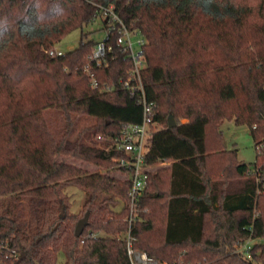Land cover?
I'll return each mask as SVG.
<instances>
[{
  "label": "trees",
  "instance_id": "obj_1",
  "mask_svg": "<svg viewBox=\"0 0 264 264\" xmlns=\"http://www.w3.org/2000/svg\"><path fill=\"white\" fill-rule=\"evenodd\" d=\"M109 6L147 41L142 78L158 131L146 161H172L150 171L148 212L131 226L130 182L111 174L123 154L96 139L142 120L123 85L131 63L116 46L108 66L92 69L94 87L89 33L63 56L48 53ZM48 110L60 114L57 127ZM226 120L264 142V0H0V241L18 252L11 264H58L61 255V264H131L129 229L135 248L169 264H264V152L240 162ZM70 186L90 211L80 236ZM251 240L248 257L240 247Z\"/></svg>",
  "mask_w": 264,
  "mask_h": 264
},
{
  "label": "built area",
  "instance_id": "obj_2",
  "mask_svg": "<svg viewBox=\"0 0 264 264\" xmlns=\"http://www.w3.org/2000/svg\"><path fill=\"white\" fill-rule=\"evenodd\" d=\"M99 14L105 19V35L94 45L85 71L92 76L93 85L97 87L92 69L108 66L117 46L123 53L124 59L130 61L132 66L128 78L123 81V85L143 108L141 122L125 126L119 135L103 136L100 134L96 137L98 142L104 143L103 148L107 152L115 151L123 154L116 158L119 168L116 177L130 182L128 221L131 226L140 212H148V208L141 207V201L148 186L150 171L153 169L147 163L146 156L156 146L158 127L154 117L157 111V103L148 99L142 78L146 39L139 31L130 29L113 6L102 7ZM135 37L138 39L134 40ZM48 53L51 56H63L66 52L55 46L48 49ZM256 148L259 153L264 152V142H259ZM261 190L264 192V183ZM125 236L128 240L127 250L131 264H169L149 255L144 250L135 248L130 229L125 233ZM249 242L243 245L248 257L251 256ZM18 259L19 255L16 249L8 241H0V264H11Z\"/></svg>",
  "mask_w": 264,
  "mask_h": 264
},
{
  "label": "rangeland",
  "instance_id": "obj_3",
  "mask_svg": "<svg viewBox=\"0 0 264 264\" xmlns=\"http://www.w3.org/2000/svg\"><path fill=\"white\" fill-rule=\"evenodd\" d=\"M83 33H89V38H93L95 41L102 39L105 35V19L101 14L95 18L94 21L85 25L82 29H76L68 34L60 43L56 46L63 52L70 51L79 45L81 40V36ZM138 39L135 37L134 40ZM48 120L53 127H57L62 122V118L60 114H58L55 110H48L46 112ZM92 118H84L83 124L89 125L92 124ZM222 131L225 138V143L228 148L236 149L237 156L240 162L254 165L257 161V148L255 145L254 138L251 133V129L246 125H237L233 120H226L222 124ZM100 143V142H99ZM77 165H81L85 169L89 171H103V167L97 166L89 163H82L79 161H75ZM154 169V168H153ZM118 170H112V175H117ZM66 190L71 195V201L73 202L72 210L76 212L79 216V219L83 218L85 213L84 201L86 198V194L79 187L70 186L67 187ZM78 219V220H79ZM105 235L104 233H102ZM254 241H250L249 244L252 245ZM241 250L243 246L240 247ZM239 251V246H238ZM63 260V255L60 256L58 264H61Z\"/></svg>",
  "mask_w": 264,
  "mask_h": 264
},
{
  "label": "water",
  "instance_id": "obj_4",
  "mask_svg": "<svg viewBox=\"0 0 264 264\" xmlns=\"http://www.w3.org/2000/svg\"><path fill=\"white\" fill-rule=\"evenodd\" d=\"M177 122L173 114H170L168 117V126L169 127H176ZM90 217V211H87L83 218L79 219L76 226H75V234L80 236L85 228L88 226Z\"/></svg>",
  "mask_w": 264,
  "mask_h": 264
},
{
  "label": "crops",
  "instance_id": "obj_5",
  "mask_svg": "<svg viewBox=\"0 0 264 264\" xmlns=\"http://www.w3.org/2000/svg\"><path fill=\"white\" fill-rule=\"evenodd\" d=\"M182 126H180L179 131L186 135V136H191L192 134V128L191 125L189 124V120L188 119H182ZM183 128H186V131H183ZM231 149V148H229ZM172 161H164L159 163L157 166L153 167L154 169H159V168H165V167H169L171 166Z\"/></svg>",
  "mask_w": 264,
  "mask_h": 264
}]
</instances>
